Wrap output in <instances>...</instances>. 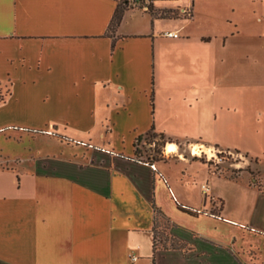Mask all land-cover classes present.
<instances>
[{"label":"crops","instance_id":"obj_1","mask_svg":"<svg viewBox=\"0 0 264 264\" xmlns=\"http://www.w3.org/2000/svg\"><path fill=\"white\" fill-rule=\"evenodd\" d=\"M121 1L0 0V264H264V193L229 212L188 152L264 170V38L229 34L264 0H151L110 34ZM150 128L170 141L146 163ZM153 205L181 249L156 247Z\"/></svg>","mask_w":264,"mask_h":264},{"label":"rangeland","instance_id":"obj_2","mask_svg":"<svg viewBox=\"0 0 264 264\" xmlns=\"http://www.w3.org/2000/svg\"><path fill=\"white\" fill-rule=\"evenodd\" d=\"M262 12L264 13V2L263 5L258 9L257 13L247 14L246 16H242L245 17V20L241 22L237 28H235L234 25H232L229 30V34L237 33L238 35H241L243 38H247L248 40L252 38H255L256 40H258L259 38H264V17L262 15ZM260 17L263 18L262 23L261 20L260 21L258 20V18ZM197 32H201V30L198 29ZM211 33H217V31ZM3 85L4 84L1 83L0 87H2ZM0 99H1V95H0ZM3 129L5 128H2V130ZM95 131L94 134L99 136L100 133L98 134L97 131H96L97 133H95ZM41 132L42 134L45 135L48 134L44 131ZM10 133L8 131H4L3 133L0 134V153L2 151H11L13 149L10 141H7V144H3L2 142L3 138L10 137ZM49 134L53 135L54 131L51 130ZM66 134L73 137H77L79 135L71 128H69V130L66 131ZM163 136H164L163 139H160L159 137L152 138L148 136L140 143V146H143L145 150L144 157L148 156L149 154L155 156L156 158L160 157V155L162 156L163 147L165 146L166 140L169 139L165 135ZM199 148L200 150L205 151L206 155L209 156L210 158L209 162L211 163V166L215 172V180H214V192L216 193L215 195L225 197L226 203L228 204L227 209L229 210V212H232L233 209L231 207L233 206V203L236 200L249 199L248 196L249 184H252L254 181L260 183V185L264 184L263 163L260 160L251 158L239 152L226 150L223 148L212 147V146L197 147V144H195L194 147L188 150V152L193 151L194 153H198ZM206 155H202L201 159L204 161L207 160ZM210 208L212 209V213L215 214L217 213L218 210H220V212L222 211V204L216 201L214 206L210 204ZM160 219L161 216H158L156 221V228H155V233H156L155 245L157 248H161V249L172 248V245H174L175 242L173 239H170L168 237V233H167L168 229L170 228V225L168 224L167 221H162ZM231 254L232 256L235 257L234 252H231Z\"/></svg>","mask_w":264,"mask_h":264},{"label":"trees","instance_id":"obj_3","mask_svg":"<svg viewBox=\"0 0 264 264\" xmlns=\"http://www.w3.org/2000/svg\"><path fill=\"white\" fill-rule=\"evenodd\" d=\"M136 5H138V7L140 9H142L143 7H146V11L153 16L151 0H146L145 2H142L141 0H139V1L123 0L116 7V10L113 14V17H112L110 24H109V27H108V33L113 34L115 29L118 27V25L121 22L122 15H123L124 11L127 9H132ZM148 136H150L152 138H156V137H159L160 139L164 138V136L162 134L155 133L153 131V128H151L150 131H148L144 136H139L135 140V142H134V158L136 160H141V161H144L146 163H150L151 161L161 159V155L158 158H156L155 156H152L151 154L144 157L145 150H144L143 146H140V143ZM167 141H169V140H166V142ZM201 161L205 162L202 159H201ZM207 164H208V166H211L210 162H207ZM249 185L256 188L258 191H261L264 193V184L260 185V183H257L256 181H254L252 184H249ZM179 209H181L184 212L190 213L189 211H186L180 207H179ZM153 212H154V217L157 221V217L160 216V211L154 205H153ZM174 242H175L174 245H172L173 249H181L183 247V245L180 244L179 242H177L175 240H174Z\"/></svg>","mask_w":264,"mask_h":264},{"label":"built area","instance_id":"obj_4","mask_svg":"<svg viewBox=\"0 0 264 264\" xmlns=\"http://www.w3.org/2000/svg\"><path fill=\"white\" fill-rule=\"evenodd\" d=\"M134 1H139V0H134ZM144 10H146V8H143ZM181 14L182 15H186V16H188V12L187 11H185V10H182L181 11ZM168 37H173V38H176L177 37V35L176 34H171V33H169V34H166ZM46 133H48L49 134V132H46ZM191 152V154H193L194 152L193 151H190ZM194 155V154H193ZM151 167L154 169V165L152 164L151 165Z\"/></svg>","mask_w":264,"mask_h":264},{"label":"bare ground","instance_id":"obj_5","mask_svg":"<svg viewBox=\"0 0 264 264\" xmlns=\"http://www.w3.org/2000/svg\"><path fill=\"white\" fill-rule=\"evenodd\" d=\"M174 150H175L174 145H172V144L169 143V144L166 146V152H167V153H173Z\"/></svg>","mask_w":264,"mask_h":264}]
</instances>
